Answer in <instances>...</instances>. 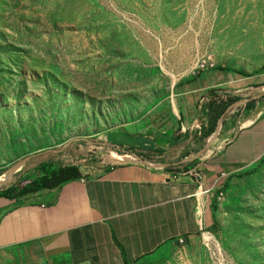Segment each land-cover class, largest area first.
I'll return each instance as SVG.
<instances>
[{
	"label": "rangeland",
	"instance_id": "obj_1",
	"mask_svg": "<svg viewBox=\"0 0 264 264\" xmlns=\"http://www.w3.org/2000/svg\"><path fill=\"white\" fill-rule=\"evenodd\" d=\"M263 66L264 0H0V168L140 128L168 149L204 97L197 79L226 72L260 94ZM216 191L196 246L139 264H264V161Z\"/></svg>",
	"mask_w": 264,
	"mask_h": 264
},
{
	"label": "crops",
	"instance_id": "obj_2",
	"mask_svg": "<svg viewBox=\"0 0 264 264\" xmlns=\"http://www.w3.org/2000/svg\"><path fill=\"white\" fill-rule=\"evenodd\" d=\"M207 79L196 81L206 92L185 131L200 130L203 103L218 97L226 101L224 95L207 98L211 91L242 98L227 107L212 143L206 146L205 142L203 149L184 158L197 159L187 174L166 170L177 152V148L169 151L172 135L168 149L156 145V138L141 128L132 134L119 131L115 141L100 139L134 151L110 154L107 166L103 165L107 161L98 157L87 165L75 163L78 177L23 195L32 196L28 201L18 203L12 197L0 196V264H139L162 253L179 251L187 244L196 246L202 231L213 226L212 194L203 191L243 173L264 156L262 101L255 102L250 110L244 107L247 103H240L259 99L264 92L256 94L251 81L226 72L210 74ZM253 93L256 95L250 97ZM140 135L149 141L144 150L139 145ZM153 147L166 154L153 151ZM56 171L52 167L47 178ZM33 174L31 169L23 178ZM41 176L45 174L37 173V178Z\"/></svg>",
	"mask_w": 264,
	"mask_h": 264
},
{
	"label": "trees",
	"instance_id": "obj_3",
	"mask_svg": "<svg viewBox=\"0 0 264 264\" xmlns=\"http://www.w3.org/2000/svg\"><path fill=\"white\" fill-rule=\"evenodd\" d=\"M264 72V66L260 70ZM219 95H224L227 97L226 101L219 99V101H207L203 103L199 109V120L201 123V128L199 131H185L183 133H177L172 135L169 142V150L177 148V152L174 155L173 161H169L167 167V172L173 174H183L188 172L192 165L196 164L197 159L192 161H184L185 157H188L191 152H197L204 148L206 139L213 133L217 121L223 115L225 110L232 103L239 101L242 97L233 96L230 94H222L220 91H211L207 98L217 97ZM256 95L253 93L250 97ZM249 97V98H250ZM219 98V97H218ZM264 101V94L254 101H250L244 107L250 110L255 102ZM142 135H140V139ZM140 148L144 150L146 143L149 141L142 140L139 141ZM152 143V142H151ZM89 144H94L96 148H91ZM152 146H148V148ZM153 151H157L159 154H166L162 149L154 148ZM152 150V149H151ZM130 153L127 149H123L120 145L109 144L98 140L96 137L89 138H78L71 140L68 144L58 146L54 149L45 150L44 152L30 158L22 168L12 176V180L9 183H0V196L13 197V196H23L27 193L36 192L45 188H50L54 184H57L65 178L78 177V168L73 164L87 165L86 158L98 157L99 161L105 159L107 161L103 165H109L108 161L110 159V154L125 155ZM30 156V155H29ZM28 157V156H27ZM139 158L143 159L144 155H139ZM26 157L17 160L9 164L6 167L0 168V176L6 174L12 167L16 164L24 161ZM264 161V156L255 163L251 168L243 172V174H250L254 172L257 167ZM93 163V162H92ZM52 167L57 169L55 175L48 179L47 176ZM109 167V166H108ZM34 169L36 175L32 178L24 179L23 176L29 170ZM37 173L45 176L37 178ZM67 174V175H64ZM9 177L4 180H8ZM214 207L211 209V214L214 215ZM213 218V216H212ZM214 224V220H213Z\"/></svg>",
	"mask_w": 264,
	"mask_h": 264
},
{
	"label": "water",
	"instance_id": "obj_4",
	"mask_svg": "<svg viewBox=\"0 0 264 264\" xmlns=\"http://www.w3.org/2000/svg\"><path fill=\"white\" fill-rule=\"evenodd\" d=\"M256 97H253V99H255ZM251 99H244V100H242V101H240V103H248L249 101H250ZM233 106V105H232ZM224 115L225 114H223L220 118H219V120H218V122H217V124H216V127H215V129H214V132L210 135V137L207 139V141H206V146H209L211 143H212V141L216 138V136L218 135V132H219V127H220V125H221V123H222V120H223V118H224ZM198 155H199V153H198ZM197 155V156H198ZM33 156V155H32ZM31 156H28V157H26L25 159H24V161H22L21 162V164L23 165L29 158H30ZM11 170H9L6 174H8L9 172H10ZM5 175V174H4ZM13 175V173L10 175V177H9V179L8 180H4V181H1V182H9V181H11V176ZM0 182V183H1Z\"/></svg>",
	"mask_w": 264,
	"mask_h": 264
},
{
	"label": "built area",
	"instance_id": "obj_5",
	"mask_svg": "<svg viewBox=\"0 0 264 264\" xmlns=\"http://www.w3.org/2000/svg\"><path fill=\"white\" fill-rule=\"evenodd\" d=\"M130 159H132L133 161H136V158H130ZM188 172H186V173H184V174H187ZM189 174H191V172L189 173ZM222 176V175H221ZM223 184H225V182H223V183H220V185H223ZM220 185H216V183H213V185H211V187H209L207 190H205V191H203V193L204 194H212L211 192H215L214 193V195L216 196V198L217 199H220V196H221V193L219 192V194H216V188L218 189L219 188V186ZM213 190H215V191H213Z\"/></svg>",
	"mask_w": 264,
	"mask_h": 264
},
{
	"label": "bare ground",
	"instance_id": "obj_6",
	"mask_svg": "<svg viewBox=\"0 0 264 264\" xmlns=\"http://www.w3.org/2000/svg\"><path fill=\"white\" fill-rule=\"evenodd\" d=\"M13 172H14V170L11 171V173H13Z\"/></svg>",
	"mask_w": 264,
	"mask_h": 264
}]
</instances>
